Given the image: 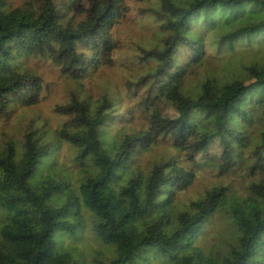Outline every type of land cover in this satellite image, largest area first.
Listing matches in <instances>:
<instances>
[{
	"label": "trees",
	"instance_id": "obj_1",
	"mask_svg": "<svg viewBox=\"0 0 264 264\" xmlns=\"http://www.w3.org/2000/svg\"><path fill=\"white\" fill-rule=\"evenodd\" d=\"M263 46L264 0H0V264H264ZM208 163L241 191L177 199Z\"/></svg>",
	"mask_w": 264,
	"mask_h": 264
},
{
	"label": "rangeland",
	"instance_id": "obj_2",
	"mask_svg": "<svg viewBox=\"0 0 264 264\" xmlns=\"http://www.w3.org/2000/svg\"><path fill=\"white\" fill-rule=\"evenodd\" d=\"M179 3H183L185 0H175ZM119 31V30H118ZM121 34L125 35L126 38L130 37V31H121ZM262 49L264 48L261 47ZM260 47H254L251 50L255 51V54H258L261 51ZM214 50L212 47H208L207 51ZM242 61L236 58H225L219 55L210 54L206 57L203 56L202 61L196 66V69L192 72V75L186 77L183 81L185 91L189 93H194L197 89V82L200 84V81H203V77L207 76L214 81H222L229 77L233 70L239 66H241ZM50 69L47 67H43L41 72H47ZM112 77L108 80V85L112 89L119 82L123 80V74L117 69V67L112 68ZM55 83L59 81L57 79H53ZM213 82V81H212ZM214 83V82H213ZM54 90L59 91V87H55ZM54 100L51 102L53 105ZM45 115L54 119L55 117L51 114L48 108L45 109ZM199 130L204 132L208 130L207 119L202 120L198 123ZM164 154H170L180 162L183 163L184 166H188L187 156L182 154V151L172 149L169 144L166 142L160 141L157 144L153 145L152 153L148 154L146 152L143 156V160H148L150 158L158 159ZM196 171V178L193 181V185L187 189L186 191H182L178 193L177 199L184 200L188 197H192L194 192L199 190H203L205 188L223 185L225 187H230L233 189H238L240 192L239 183L233 180L232 178L222 177L218 170L214 167L213 163L202 164L199 169L194 168ZM76 254L80 260L86 259L90 261V258L93 256L102 257L105 255L106 251L104 248L97 245L92 234L88 232V235H85L83 240L76 245Z\"/></svg>",
	"mask_w": 264,
	"mask_h": 264
},
{
	"label": "clouds",
	"instance_id": "obj_3",
	"mask_svg": "<svg viewBox=\"0 0 264 264\" xmlns=\"http://www.w3.org/2000/svg\"><path fill=\"white\" fill-rule=\"evenodd\" d=\"M56 103V101H54V103L53 104H55ZM50 106H51V103H50V105H49V108H50Z\"/></svg>",
	"mask_w": 264,
	"mask_h": 264
}]
</instances>
